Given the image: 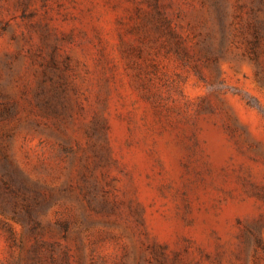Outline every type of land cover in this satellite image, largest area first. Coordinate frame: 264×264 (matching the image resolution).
<instances>
[{
	"label": "rangeland",
	"instance_id": "374dc122",
	"mask_svg": "<svg viewBox=\"0 0 264 264\" xmlns=\"http://www.w3.org/2000/svg\"><path fill=\"white\" fill-rule=\"evenodd\" d=\"M0 264H264V0H0Z\"/></svg>",
	"mask_w": 264,
	"mask_h": 264
}]
</instances>
